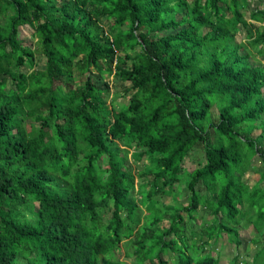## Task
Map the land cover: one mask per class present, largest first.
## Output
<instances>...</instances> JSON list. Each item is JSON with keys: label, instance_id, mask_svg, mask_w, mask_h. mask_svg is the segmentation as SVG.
I'll use <instances>...</instances> for the list:
<instances>
[{"label": "trees", "instance_id": "1", "mask_svg": "<svg viewBox=\"0 0 264 264\" xmlns=\"http://www.w3.org/2000/svg\"><path fill=\"white\" fill-rule=\"evenodd\" d=\"M256 54L264 0H0V264H264Z\"/></svg>", "mask_w": 264, "mask_h": 264}, {"label": "rangeland", "instance_id": "2", "mask_svg": "<svg viewBox=\"0 0 264 264\" xmlns=\"http://www.w3.org/2000/svg\"><path fill=\"white\" fill-rule=\"evenodd\" d=\"M251 6L253 7L254 4L252 3ZM30 32H31V29L28 28L27 26H24L22 28V33L23 34V43L24 44H31V46L33 47V42H35L33 40V38L31 37L30 35ZM238 38H245V31L244 29H241L239 31V36ZM39 56L36 57V60L38 61L36 67L37 68H42V65H43V61L41 60V58H38ZM254 62L256 63H260V64H264V55H258L256 54V58L254 59ZM108 80L111 81V88H112V91L114 92H121L123 89L122 87L120 86V83H119V80H116V79H113L111 76L108 77ZM129 97V94H126L124 96H118L116 98V101L120 102V101H123L125 100L124 98H127ZM109 99V98H108ZM255 133H258L260 132V130L258 129H255L254 130ZM204 162V152H203V149L200 147H197V148H194L192 149V151L189 153V155L186 157L185 161H184V168L186 170H191L193 169L194 167H197L199 165H201L202 163ZM259 162H258V157L257 156H254L253 158V167L252 169L250 168L244 175L243 179L248 182L249 184H252L255 180H254V169H257L259 167ZM137 168V165L135 166V169ZM140 180V178H139ZM180 189L177 187V191H179ZM177 195V192H175L172 196H169V197H164V201H165V204H169V203H172L174 202L173 199L174 197L173 196H176ZM177 200L179 202H182V203H186L187 202V196L184 194L183 190L181 191V193H179L178 197H177ZM164 206V205H162ZM162 209H165V208H162V207H159L158 210H162ZM157 210V209H156ZM152 214V213H151ZM166 225V224H165ZM239 232H240V238L242 240L241 244L236 247L234 246V244L229 240V236L226 235L225 233L219 237L217 239V245H218V249L219 251H214L215 254L214 255H217V253L219 254V258H220V264H230V260L232 259V257L234 255H238V258L239 259H244L246 261H252L253 257H254V254L256 252V249H257V246L255 245L254 242L250 241V239L255 236L256 232H255V229L254 227H252L250 225V227H239ZM169 238V237H167ZM208 246L205 250H208ZM210 250V249H209ZM203 251H201V254L203 255L202 253ZM198 251L196 253H193V258L194 259H197L198 258ZM116 256L120 257V258H123L122 257V251H117L116 252ZM165 257H168V253L164 254ZM201 256V255H200ZM132 260V257H130L128 260H126L128 262V264H132L131 262Z\"/></svg>", "mask_w": 264, "mask_h": 264}, {"label": "clouds", "instance_id": "3", "mask_svg": "<svg viewBox=\"0 0 264 264\" xmlns=\"http://www.w3.org/2000/svg\"><path fill=\"white\" fill-rule=\"evenodd\" d=\"M205 254V253H204Z\"/></svg>", "mask_w": 264, "mask_h": 264}]
</instances>
